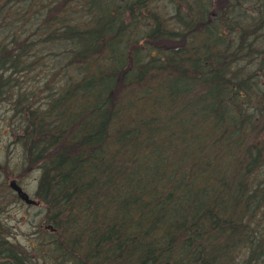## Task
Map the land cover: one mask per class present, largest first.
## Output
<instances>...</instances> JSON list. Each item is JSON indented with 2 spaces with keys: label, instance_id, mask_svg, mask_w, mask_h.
Wrapping results in <instances>:
<instances>
[{
  "label": "trees",
  "instance_id": "trees-1",
  "mask_svg": "<svg viewBox=\"0 0 264 264\" xmlns=\"http://www.w3.org/2000/svg\"><path fill=\"white\" fill-rule=\"evenodd\" d=\"M56 1L0 0V102L22 103L42 169L43 257L237 264L245 238L264 264V0ZM44 50L63 74L46 104L14 76ZM0 264L47 260L2 233Z\"/></svg>",
  "mask_w": 264,
  "mask_h": 264
},
{
  "label": "rangeland",
  "instance_id": "rangeland-1",
  "mask_svg": "<svg viewBox=\"0 0 264 264\" xmlns=\"http://www.w3.org/2000/svg\"><path fill=\"white\" fill-rule=\"evenodd\" d=\"M222 3V1H218L217 6ZM24 6V11H27V5ZM31 31L33 30L29 32ZM33 35L38 34L35 32ZM29 50L27 57L36 51V49ZM42 53L41 62L30 64V67L19 71L20 74L14 76L20 83H26L28 88L39 83L41 96H37L35 102L46 104L44 102L47 94L46 82H50L51 89L55 91V88L57 89L63 84V74L57 62L53 60L55 53L52 50H44ZM31 58L29 62H33ZM75 78L76 80L80 79L78 71ZM35 81L37 82L35 83ZM21 106L22 103L18 105L14 99H4L0 102V205L2 204L0 207V234L3 233L10 240L17 242L23 252L28 253L29 251L32 255L36 252L40 261L46 259L47 264H51L53 256L48 259L44 258L42 254L46 249L39 243L43 240L45 227L48 226L44 217L43 204H41L42 201L37 193L42 169L28 161L26 147L22 141H17L13 131V128H19L20 117L16 110ZM13 180L18 182V185L33 200L32 202H27L19 193V196H16L12 192L10 186ZM235 242L234 246L229 242V245L234 248L231 258L237 264H251L245 261L252 249L249 247V241L241 238L235 239ZM35 243L37 246L33 247L32 244ZM31 258L33 257L31 256Z\"/></svg>",
  "mask_w": 264,
  "mask_h": 264
},
{
  "label": "water",
  "instance_id": "water-1",
  "mask_svg": "<svg viewBox=\"0 0 264 264\" xmlns=\"http://www.w3.org/2000/svg\"><path fill=\"white\" fill-rule=\"evenodd\" d=\"M12 184L15 186L18 193L27 201L32 202L33 200L29 197V195L23 190V188L20 185L15 184L12 182Z\"/></svg>",
  "mask_w": 264,
  "mask_h": 264
},
{
  "label": "bare ground",
  "instance_id": "bare-ground-1",
  "mask_svg": "<svg viewBox=\"0 0 264 264\" xmlns=\"http://www.w3.org/2000/svg\"><path fill=\"white\" fill-rule=\"evenodd\" d=\"M12 182H14L15 184H17L18 185V182L17 181H15V180H13ZM11 186H12V188L17 192V190H16V188H15V186L13 185V184H11Z\"/></svg>",
  "mask_w": 264,
  "mask_h": 264
}]
</instances>
